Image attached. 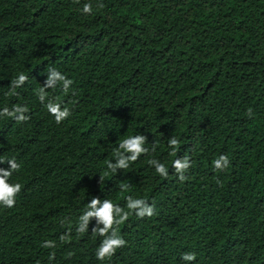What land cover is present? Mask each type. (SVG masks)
<instances>
[{
  "label": "trees",
  "instance_id": "trees-1",
  "mask_svg": "<svg viewBox=\"0 0 264 264\" xmlns=\"http://www.w3.org/2000/svg\"><path fill=\"white\" fill-rule=\"evenodd\" d=\"M50 68L73 84L42 104ZM49 100L71 115L57 124ZM15 105L30 119L0 117V160L16 159L9 183L22 185L14 208L0 206V264H264V0H0V110ZM137 134L148 153L109 170ZM222 154L230 164L216 171ZM184 156L182 182L172 162ZM127 196L155 214L130 213L126 246L100 261L95 219L81 234L78 218L93 197L128 211Z\"/></svg>",
  "mask_w": 264,
  "mask_h": 264
},
{
  "label": "clouds",
  "instance_id": "clouds-1",
  "mask_svg": "<svg viewBox=\"0 0 264 264\" xmlns=\"http://www.w3.org/2000/svg\"><path fill=\"white\" fill-rule=\"evenodd\" d=\"M99 8H103L102 3L98 4ZM93 11L91 3H85L82 7L84 14H91ZM28 80V77L20 73L18 76L11 80L9 87L14 91L16 88L21 87ZM73 84V81L67 78L63 73L56 68H50L47 71V78L44 85L41 86L36 95L39 101L44 104L46 99V89L56 88L57 85L62 87V90L67 93L69 88ZM49 114H51L57 124L66 120L71 111L67 107H61L60 103L49 102L45 105ZM29 109L27 106L15 105L10 110L8 107L0 110V117H11L17 122H25L30 119L25 115ZM247 115L251 118L253 115L252 109L249 108ZM147 138L145 135L137 134L130 136L119 143L118 148L115 150V162L109 161L107 168L112 172L117 170L127 169L131 163L136 162L142 154L148 153L149 149L146 148L145 142ZM180 146V140L176 136H172L168 140V148L171 149V155H175ZM154 150V149H153ZM6 163L9 165L7 169L0 168V206L6 209L14 208L16 205V197L21 192L22 185L20 183H9V178L14 172L20 170V164L17 163L15 158L7 160H0V164ZM149 165L155 169V172L163 178H167L169 172L166 165L157 159H151L148 161ZM230 164L227 155H220L213 160V167L216 171H224ZM191 167V162L188 156L183 158H176L172 162V168L174 169L178 179L185 181L187 179L185 173ZM129 185H121V191H127ZM126 208L120 207L114 204L110 199H99L93 197L89 203H87L82 214L78 218V226L76 231L78 233H86L89 229V223L94 218L96 221L95 226L92 228V234L94 236L102 237L99 246L96 249V258L100 261L110 259L115 255L116 251L126 246L127 241L118 232V226L129 219L130 213L135 214L137 217L143 219L144 217H152L155 214L154 205H151L144 198H134L127 196ZM102 225V226H101ZM70 237V233H65L60 236V240L64 241ZM44 248H53L55 244L52 240L44 241L42 244ZM49 259H54V255H50ZM181 259L185 262H191L196 259L195 253H184Z\"/></svg>",
  "mask_w": 264,
  "mask_h": 264
}]
</instances>
